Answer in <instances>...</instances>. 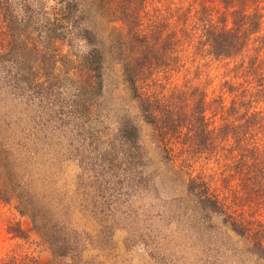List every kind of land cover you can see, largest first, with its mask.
I'll list each match as a JSON object with an SVG mask.
<instances>
[{
  "label": "rangeland",
  "instance_id": "1",
  "mask_svg": "<svg viewBox=\"0 0 264 264\" xmlns=\"http://www.w3.org/2000/svg\"><path fill=\"white\" fill-rule=\"evenodd\" d=\"M37 1L41 3L40 0H0V146L10 141L14 143L13 151L19 162L25 163L23 172L30 175L34 188L58 200L65 220L82 239V259L88 264H264L254 255L244 253V248L250 245L249 238L236 236L223 222L222 214H211L209 223L213 227L208 228L196 222L193 211L187 209L180 214L173 206L175 199L184 196L188 178L184 169L189 175L202 171L209 189L227 205L230 214L238 220L263 223L264 180L253 189L251 198L246 196L237 201L240 193L235 190L234 194L231 190L238 188V181L228 178L227 171H220L224 162L216 163L203 155L182 167L177 161L166 158L155 129L140 116L139 98L131 97L130 90L120 82L121 70L116 61L105 66L104 94L109 106L125 111L134 119L137 146L144 160L139 169L154 188L148 194L134 193L127 187L125 175L116 177V173L114 176L115 172L108 169L109 164L102 166L101 156L93 155L96 140L89 138L84 128L96 123L95 126H100L99 121L91 120L83 129L76 126L77 118L70 115L64 117L65 124L58 125L57 129L50 120L45 121L49 101L60 105L63 111L70 109L71 94L63 88L61 73L54 78L60 86L49 95H29L24 92L27 90L19 93L8 89V75H12L16 67L33 62L29 53L31 43L46 40L48 16L46 11L37 9ZM48 1L51 0L41 5L47 8L53 2ZM189 1L150 0L149 8L169 7L171 13L162 9L160 12L164 17L173 15L168 22L180 25L181 30L175 35L173 68L155 72L150 80L137 85L138 92L145 96L153 86L163 93L197 87L207 103L206 115L214 116V126L222 121V109H217L216 105L221 102L226 107L233 95L247 104L246 100L254 98L251 107L248 106L250 111L263 114L264 90L260 89L264 85V64L256 65L263 56L262 51H256L255 43L250 41L238 54L228 58L214 59L205 54L203 47H196L198 32L190 17L177 19L178 6H186ZM211 4L219 5L217 0H209ZM263 5L264 0H260L262 13ZM263 30L264 14L258 34ZM53 45L60 55L82 50L81 40L74 32L55 40ZM113 125V119L107 120L104 138L111 135ZM94 210L97 214L93 217L90 211ZM15 221L27 230L26 239L7 232L8 225ZM25 254L36 257L39 264L67 262L65 258L50 261L41 237L30 229L27 218L18 215L15 199L0 201V264H19L17 259Z\"/></svg>",
  "mask_w": 264,
  "mask_h": 264
},
{
  "label": "trees",
  "instance_id": "2",
  "mask_svg": "<svg viewBox=\"0 0 264 264\" xmlns=\"http://www.w3.org/2000/svg\"><path fill=\"white\" fill-rule=\"evenodd\" d=\"M40 2L37 1V9L46 11L48 16L46 40L31 43L29 53L33 62L16 67L13 74L8 75L9 90L49 95L60 86L54 78L61 73L63 88L71 94L70 109L63 111L60 105L49 101L45 121L50 120L55 129L65 124L67 115L77 118L75 124L82 129L91 120L99 121L100 126L90 125L94 135H91L90 126L84 128V132L90 134L87 136L96 140L93 155L101 156V165L109 164L108 169L115 172L114 176L116 173V177L125 175L127 187L134 193L148 194L154 188L139 169L144 160L137 146L138 130L134 119L125 111L109 106L104 94L103 72L114 60L120 66V82L130 90L131 97L139 98L140 116L155 129L166 158L177 161L182 167L203 155L216 163L222 161L224 166L220 171H227L228 178L238 181V188L231 190L234 194L240 193L237 201L252 196L259 181L264 180V113L250 111L254 98L246 100L247 104L233 95L226 107L219 102L216 107L221 108L224 115L220 112L222 121L214 126V116L206 115L207 103L197 87L163 93L153 86L145 96L138 92V84L150 80L155 72L174 66L175 35L181 28L168 22L173 15L164 17L160 12L162 8H149L150 0H51L47 8L41 5L45 0ZM217 2V7L210 6L209 0H190L186 6H178L177 19L190 17L197 29L196 47H203L205 54L214 59L228 58L238 54L251 41L255 43L254 49L263 53L257 67L264 64V30L258 34L264 14L260 0ZM162 10L170 12L166 6ZM71 32L81 40L82 50L58 54L53 42ZM112 119L113 131L107 139L104 138L107 132L104 125ZM13 149L15 144L11 141L0 146V201L16 200L18 215L27 218L30 229L41 237L52 263L65 258L64 264H88L81 256L82 239L65 220L58 200L34 188L30 175L23 172L25 163L19 162ZM105 151L110 152L107 155ZM184 171L188 178L184 196L174 201L177 212L193 211L196 222L208 228L213 227L209 223L211 214H222L223 222L236 236L249 238L250 245L244 248V253L264 261V222L238 220L209 189L202 171L193 175ZM90 212L93 217L97 214L95 210ZM7 232L13 237L27 238V230L18 221L8 225ZM17 260L19 264H39L36 257L27 254Z\"/></svg>",
  "mask_w": 264,
  "mask_h": 264
}]
</instances>
